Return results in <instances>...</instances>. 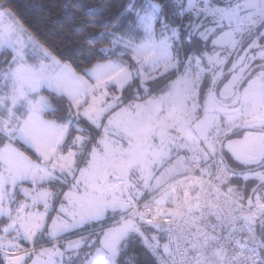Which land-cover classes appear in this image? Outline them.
Here are the masks:
<instances>
[{
	"label": "snow or ice",
	"instance_id": "snow-or-ice-1",
	"mask_svg": "<svg viewBox=\"0 0 264 264\" xmlns=\"http://www.w3.org/2000/svg\"><path fill=\"white\" fill-rule=\"evenodd\" d=\"M81 7L0 0V264H264V0Z\"/></svg>",
	"mask_w": 264,
	"mask_h": 264
},
{
	"label": "trees",
	"instance_id": "trees-1",
	"mask_svg": "<svg viewBox=\"0 0 264 264\" xmlns=\"http://www.w3.org/2000/svg\"><path fill=\"white\" fill-rule=\"evenodd\" d=\"M11 2L13 10L27 26L42 33L49 42L58 45L62 50L75 51L81 37L91 31L90 25L84 26L82 31L79 25L64 22V14L59 8L62 0H11ZM75 2L82 6L81 11L87 6L108 4L110 7L107 10L96 9L97 15L88 17L100 22L103 19L101 14L115 13L118 11L117 6L125 0H75Z\"/></svg>",
	"mask_w": 264,
	"mask_h": 264
},
{
	"label": "rangeland",
	"instance_id": "rangeland-1",
	"mask_svg": "<svg viewBox=\"0 0 264 264\" xmlns=\"http://www.w3.org/2000/svg\"><path fill=\"white\" fill-rule=\"evenodd\" d=\"M74 238V237H73ZM77 264H79V261H77Z\"/></svg>",
	"mask_w": 264,
	"mask_h": 264
}]
</instances>
